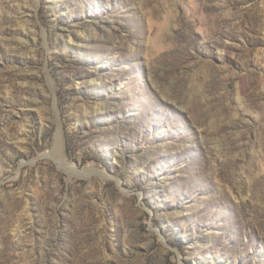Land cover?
Instances as JSON below:
<instances>
[{
	"label": "rangeland",
	"instance_id": "1",
	"mask_svg": "<svg viewBox=\"0 0 264 264\" xmlns=\"http://www.w3.org/2000/svg\"><path fill=\"white\" fill-rule=\"evenodd\" d=\"M0 264H264V0H0Z\"/></svg>",
	"mask_w": 264,
	"mask_h": 264
},
{
	"label": "bare ground",
	"instance_id": "2",
	"mask_svg": "<svg viewBox=\"0 0 264 264\" xmlns=\"http://www.w3.org/2000/svg\"><path fill=\"white\" fill-rule=\"evenodd\" d=\"M60 156V155H59Z\"/></svg>",
	"mask_w": 264,
	"mask_h": 264
}]
</instances>
